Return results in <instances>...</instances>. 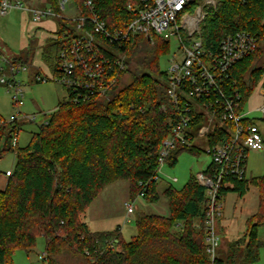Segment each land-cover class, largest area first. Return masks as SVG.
Listing matches in <instances>:
<instances>
[{
    "label": "trees",
    "instance_id": "trees-1",
    "mask_svg": "<svg viewBox=\"0 0 264 264\" xmlns=\"http://www.w3.org/2000/svg\"><path fill=\"white\" fill-rule=\"evenodd\" d=\"M95 1L107 27L119 18H129L120 0ZM51 2L55 7L57 0ZM263 16L264 0H217L201 24V39L213 49L225 33L246 30L256 34V50L238 62L231 74L243 105L259 82L264 86V64H259L264 56ZM55 40L47 36L42 51L52 72L58 48ZM152 41L137 35L128 43L126 55L133 66L126 70L130 79L118 82L109 99L93 94L74 102L67 95L25 147L11 146L10 132L0 126V134L5 135L0 157L6 151L15 154L12 174L0 188V264H12L16 250L31 252L38 236L45 239L49 264H56V254L67 249L89 264H208L203 232L205 193L193 174L182 188L165 189L169 215L141 214L135 221L136 233L127 242L119 227L91 231L82 218L98 193L119 180L129 182L133 197L141 189L139 183L149 181L144 198L158 200L153 178L158 175L160 143L170 129L169 115L160 110L166 102V85L158 61L169 51V41L162 36H152ZM12 127L18 129L17 123ZM220 131L215 129V133ZM183 150L200 152L195 145L177 147L166 162L174 165ZM229 182L232 187L223 188V194L233 191L242 197L254 186L259 204L247 220L245 234L225 248L221 242L217 264H253L262 244L258 228L264 224V175ZM113 239L117 242L110 246Z\"/></svg>",
    "mask_w": 264,
    "mask_h": 264
},
{
    "label": "built area",
    "instance_id": "built-area-1",
    "mask_svg": "<svg viewBox=\"0 0 264 264\" xmlns=\"http://www.w3.org/2000/svg\"><path fill=\"white\" fill-rule=\"evenodd\" d=\"M120 1L129 18H119L111 28L101 17L95 0H57L55 7L43 9L31 8L21 0H0V16L15 8L26 12L37 25L53 17L65 21L58 23L49 34L58 43L55 72L38 74L35 80L59 83L74 102L93 94L105 99L111 97L114 86L122 83L128 70L126 48L133 37L143 35L153 42L152 36H162L166 30L170 36H175L178 48L165 73L166 102L160 105V110L169 115L170 129L160 143L157 173L172 150L192 147L198 139L205 140L210 167L208 172L195 174V178L205 193L203 232L208 264H217L222 242L219 229L222 189L232 187L230 180L238 181L246 176L249 151L264 150V130L259 126L260 122L264 123V86L260 82L256 85L263 101L247 108L242 104L236 79L231 77L234 66L256 50L257 36L237 30L225 33L217 48L206 47L201 39V24L207 13L215 8L217 0ZM66 7L73 16L64 13ZM164 38L169 41L170 37ZM28 66L8 55L0 44V83L12 91L18 113L24 91L14 75L26 71ZM253 113L259 116H252ZM23 118L36 119L35 115ZM9 122H16V117L10 116ZM2 125H6V121L0 119ZM12 126L10 145L15 146L18 129ZM218 128H221L220 134L215 133ZM210 133L213 135L209 136ZM148 183H139V196L144 197ZM125 205L127 213H132L133 205L129 202ZM116 242L113 239L109 245ZM45 258L46 254L41 256Z\"/></svg>",
    "mask_w": 264,
    "mask_h": 264
},
{
    "label": "rangeland",
    "instance_id": "rangeland-1",
    "mask_svg": "<svg viewBox=\"0 0 264 264\" xmlns=\"http://www.w3.org/2000/svg\"><path fill=\"white\" fill-rule=\"evenodd\" d=\"M25 5L31 8H48L53 6L51 0H21ZM64 12L72 15L69 7ZM63 13V12H62ZM54 24V29L58 27V23L65 21L59 18L47 19ZM32 24V25H31ZM51 28L52 24L47 25ZM163 37L169 38V51L159 57L158 66L162 73H166L170 58L173 53L177 52V40L175 36H170L168 30L163 32ZM48 41L44 40L41 30L35 29L34 23L26 12L20 9H11L5 16H0V44L4 45L9 55H21L24 58L25 53L34 54L33 61L29 64L26 71L15 74V80L22 85L23 104L17 107L12 101V91H8L4 84L0 83V119L6 121L4 130L9 131L10 126L17 123V146L25 147L31 137V134L38 130L40 124L49 118L55 106L67 97L66 90L53 80L36 81L38 74L50 75L52 73L50 65L44 60L42 65L37 68V61L41 55L38 47H43ZM39 54V55H38ZM38 55V56H36ZM264 64V56L259 59ZM132 60L127 58L128 67L133 68ZM2 66L4 72L7 65L3 61ZM7 73V72H5ZM130 75L126 73L122 79V83H127ZM263 101V97L259 93V86H256L250 94L246 103L247 108L259 105ZM16 117V122L10 123V116ZM24 115H35L36 119L30 121L23 118ZM252 116H259V113H253ZM261 129L264 130V123H259ZM197 127L194 128V130ZM5 132V133H6ZM10 140H12L10 138ZM194 145L200 149L199 153L183 150L177 155V161L174 165L167 162L158 171L155 182L158 200L153 201L149 198L132 196L129 191V182L119 180L106 185L98 195L93 199L87 207L82 218L86 224L93 230L97 231H113L117 227L124 241H128L136 233V218L141 214H156L168 216L170 212L169 200L164 191L171 187L180 189L189 179L190 174L203 172L211 163L210 156L206 153L207 144L205 140L198 139L194 141ZM5 146V135H0V150ZM15 166V154L12 151H6L0 157V188L4 184V176L12 174ZM247 172L248 178H255L264 175V150L249 151L247 155ZM176 178V181H172ZM129 202L133 205V212L127 213L125 203ZM222 217L219 222L220 236L222 239V247L231 241L243 236L247 229V220L255 214L259 204L258 190L254 186H250L246 194L240 197L236 192L228 191L222 196ZM176 229L178 227H175ZM258 240L262 243L259 248V259L253 264H264V224L258 228ZM46 242L42 236L36 238L35 246L28 254L22 250H16L12 253V264H49L46 259L41 256L46 254ZM56 264H89L84 257L75 254L68 249L60 251L55 256Z\"/></svg>",
    "mask_w": 264,
    "mask_h": 264
},
{
    "label": "crops",
    "instance_id": "crops-1",
    "mask_svg": "<svg viewBox=\"0 0 264 264\" xmlns=\"http://www.w3.org/2000/svg\"><path fill=\"white\" fill-rule=\"evenodd\" d=\"M29 16V15H28ZM49 24H52V26H51V28H47L48 26L47 25H49ZM32 25V24H31ZM34 27H35V29H40L41 30V34H42V36H43V38H44V40H46V38H47V36H50L49 34H51V32H52V30L54 29L53 27H54V24H53V22H51V21H49V20H47V19H45V20H43V21H41L38 25L37 24H35L34 23ZM1 46H2V48L4 49V51L8 54V51L6 50V48L4 47V45H2L1 44ZM40 50V52H41V55H36V56H38L39 57V59H40V57H41V61L39 62V61H37V59H36V65H37V68L38 67H40L41 65H42V62H43V59H42V51H43V49L45 48V46H43V47H38ZM9 55V54H8ZM10 56H12V57H16V58H23L21 55H10ZM35 55L34 54H32V55H30V57H29V55L27 54V53H25V55H24V58L23 59H26V61L28 62V63H30L31 64V62L33 61V57H34ZM44 63V62H43ZM38 65H40V66H38ZM57 107V105L55 106V108ZM54 108V109H55ZM53 109V110H54ZM52 110V111H53ZM0 135H3V134H0ZM4 148H5V146H4ZM2 150V149H1ZM0 150V151H1ZM4 179H5V181H4V184L2 185V187L1 188H3L4 186H5V184H6V182H7V179H8V177H6V176H4ZM88 225V224H87ZM88 228L91 230V231H97V230H93L92 228H90V226L88 225Z\"/></svg>",
    "mask_w": 264,
    "mask_h": 264
}]
</instances>
